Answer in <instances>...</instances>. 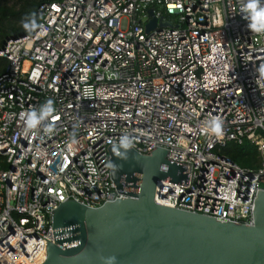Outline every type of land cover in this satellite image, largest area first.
<instances>
[{"label": "built area", "instance_id": "built-area-1", "mask_svg": "<svg viewBox=\"0 0 264 264\" xmlns=\"http://www.w3.org/2000/svg\"><path fill=\"white\" fill-rule=\"evenodd\" d=\"M264 2V0H262ZM245 0H42L37 26L7 38L0 72V264H38L51 209L124 197L109 175V144L166 149L185 185L164 181L156 203L249 223L264 188V34ZM170 23L145 31L151 17ZM55 111L26 131L24 113ZM219 116L222 135L207 125ZM51 125V131H46ZM246 139L258 165L220 149ZM46 239V240H45Z\"/></svg>", "mask_w": 264, "mask_h": 264}, {"label": "water", "instance_id": "water-1", "mask_svg": "<svg viewBox=\"0 0 264 264\" xmlns=\"http://www.w3.org/2000/svg\"><path fill=\"white\" fill-rule=\"evenodd\" d=\"M151 17L144 29L170 23ZM107 146L110 178L124 197L88 206L65 199L51 209L52 240L38 264H264V188L257 189L249 223L156 203L153 192L165 181L185 185V164L165 158L156 146L148 153L131 148L127 159ZM119 151L123 152L121 148ZM46 240V239H45Z\"/></svg>", "mask_w": 264, "mask_h": 264}, {"label": "clouds", "instance_id": "clouds-1", "mask_svg": "<svg viewBox=\"0 0 264 264\" xmlns=\"http://www.w3.org/2000/svg\"><path fill=\"white\" fill-rule=\"evenodd\" d=\"M241 12L243 14V18L248 21L247 26L252 32L264 34V2H262V0H245V3L241 8ZM21 23L26 30H32L37 26L34 14L29 18L22 20ZM257 71L259 72L260 77L264 78V64H261ZM54 111L55 108L53 107V101L49 99L44 105L41 106L39 115L38 111L35 109L24 113L23 115L25 117L26 131L36 129L38 125L47 117H49ZM222 124V119L219 116H216L208 122L207 127L212 133L220 136L222 135ZM46 131H51V125L48 126ZM132 147V139L128 134H125L121 137L119 145L115 146L114 150L118 157L127 159V152ZM121 148L124 150L123 152L119 151ZM109 167L115 169L114 165H109ZM103 260H105L106 264H115L116 257H103Z\"/></svg>", "mask_w": 264, "mask_h": 264}, {"label": "trees", "instance_id": "trees-1", "mask_svg": "<svg viewBox=\"0 0 264 264\" xmlns=\"http://www.w3.org/2000/svg\"><path fill=\"white\" fill-rule=\"evenodd\" d=\"M42 0H17L16 3L7 5L0 3V47L4 41L12 36L31 33L32 30H26L21 21L34 14L37 24L38 14L36 12L37 4ZM6 59L0 55V72L4 69ZM234 161L242 165H258L259 155L253 144L243 139L239 143L227 141L220 149Z\"/></svg>", "mask_w": 264, "mask_h": 264}, {"label": "rangeland", "instance_id": "rangeland-1", "mask_svg": "<svg viewBox=\"0 0 264 264\" xmlns=\"http://www.w3.org/2000/svg\"><path fill=\"white\" fill-rule=\"evenodd\" d=\"M3 2H5L7 5H9V4L16 3L17 0H0V3H3Z\"/></svg>", "mask_w": 264, "mask_h": 264}]
</instances>
